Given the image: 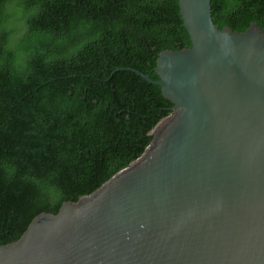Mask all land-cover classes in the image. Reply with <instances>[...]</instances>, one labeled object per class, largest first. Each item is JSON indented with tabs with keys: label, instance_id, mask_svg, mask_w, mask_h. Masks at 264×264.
Listing matches in <instances>:
<instances>
[{
	"label": "water",
	"instance_id": "obj_1",
	"mask_svg": "<svg viewBox=\"0 0 264 264\" xmlns=\"http://www.w3.org/2000/svg\"><path fill=\"white\" fill-rule=\"evenodd\" d=\"M192 46L160 53L172 113L93 193L36 216L0 264H264V29L179 0Z\"/></svg>",
	"mask_w": 264,
	"mask_h": 264
},
{
	"label": "trees",
	"instance_id": "obj_2",
	"mask_svg": "<svg viewBox=\"0 0 264 264\" xmlns=\"http://www.w3.org/2000/svg\"><path fill=\"white\" fill-rule=\"evenodd\" d=\"M264 29V0H212ZM179 0H0V245L139 158L172 113L158 58L190 48Z\"/></svg>",
	"mask_w": 264,
	"mask_h": 264
}]
</instances>
